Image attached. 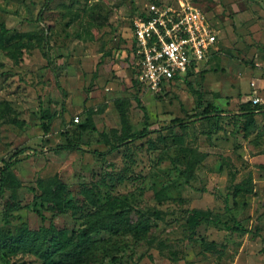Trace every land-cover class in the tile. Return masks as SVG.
Wrapping results in <instances>:
<instances>
[{
    "label": "rangeland",
    "instance_id": "obj_1",
    "mask_svg": "<svg viewBox=\"0 0 264 264\" xmlns=\"http://www.w3.org/2000/svg\"><path fill=\"white\" fill-rule=\"evenodd\" d=\"M44 1L0 0V168L23 152L11 170L18 187L0 194V264H46L11 246L39 230L85 235L80 264H264V116H237L252 98L264 104V0H181L206 14L218 51L156 95L132 87L127 55L131 19L150 0ZM194 92L223 114L193 121ZM89 109L96 132L81 135L79 150L55 151ZM44 112L58 115L46 136ZM144 128L154 133L114 152L99 143ZM38 182L64 185L73 206L50 209ZM119 204L126 228L88 232L90 217Z\"/></svg>",
    "mask_w": 264,
    "mask_h": 264
},
{
    "label": "trees",
    "instance_id": "obj_2",
    "mask_svg": "<svg viewBox=\"0 0 264 264\" xmlns=\"http://www.w3.org/2000/svg\"><path fill=\"white\" fill-rule=\"evenodd\" d=\"M52 0H45L44 6L50 3ZM205 14V13H204ZM37 21H40V14L37 17ZM2 34L7 33L8 30L1 25ZM42 43L44 46V57L47 63H51L50 58V43L46 35H43ZM214 55V54H213ZM212 55V57H213ZM211 57V58H212ZM132 75V87H136L138 90L141 86L133 78ZM193 76L192 74H187L184 80ZM198 104L196 108V114L192 116L193 121L199 122L202 120H212L219 117L223 112L217 110L212 104H202V96L197 94ZM137 104L139 100L135 97ZM238 117H242L248 121L255 115L264 116V104L253 105L251 101L246 102L239 106ZM57 113L48 114L42 113L41 116V129L44 136L48 135L50 132L52 122L57 118ZM122 121L124 116L121 115ZM124 124V122H122ZM173 126L183 127V122L181 120H173ZM87 132H96V128L92 122V110L86 111V116L82 124L76 125L72 130V135L74 136L69 139L66 145H59L55 148V151H74L79 150L78 142L82 134ZM150 133L147 128L142 129L136 134H126L124 138L117 141V144L110 145L105 139L100 140L99 143L109 147L107 153H111L119 149L124 143H130L137 140H141L147 137ZM23 152H17L13 154L8 160L2 161V167L0 168V194L5 188H17L18 182L12 173V167L18 161V157L22 155ZM95 153V152H94ZM193 166L190 165L184 172L183 175L187 179L192 171ZM37 187L42 191L39 196L41 202L48 205L50 209L60 213L64 208L73 206V201L69 196V193L65 190L64 185L58 184L53 192H51L45 184L42 182L37 183ZM238 192L241 189L237 186L235 188ZM127 208L126 206L119 204L112 206L110 211H107L100 216L93 215L88 219V232L92 233L95 231H105L112 235H118L123 228H126L128 223V218L126 219ZM200 220L196 216L191 217L190 231L193 233L199 226ZM86 236L83 234L79 235L80 240L73 241L71 238L63 237L61 232L49 231V230H39L28 231L23 234L19 239H15L11 246L14 249L22 248L23 251L33 252L36 256L43 260L46 264H80L87 259V251L90 249L91 244L85 240ZM5 243L0 242V253L4 250ZM212 245V244H211ZM20 248V249H21ZM207 249H213L208 246ZM57 259V262L54 260Z\"/></svg>",
    "mask_w": 264,
    "mask_h": 264
},
{
    "label": "built area",
    "instance_id": "obj_3",
    "mask_svg": "<svg viewBox=\"0 0 264 264\" xmlns=\"http://www.w3.org/2000/svg\"><path fill=\"white\" fill-rule=\"evenodd\" d=\"M131 36L133 78L154 95L187 74H198L218 51L217 33L206 14L181 0H150L131 19ZM250 101L262 103L257 97Z\"/></svg>",
    "mask_w": 264,
    "mask_h": 264
},
{
    "label": "crops",
    "instance_id": "obj_4",
    "mask_svg": "<svg viewBox=\"0 0 264 264\" xmlns=\"http://www.w3.org/2000/svg\"><path fill=\"white\" fill-rule=\"evenodd\" d=\"M132 36H130V44L128 45V57H129V63H128V67L130 68V75H131V72H132V69H131V48H132ZM132 76V75H131Z\"/></svg>",
    "mask_w": 264,
    "mask_h": 264
}]
</instances>
